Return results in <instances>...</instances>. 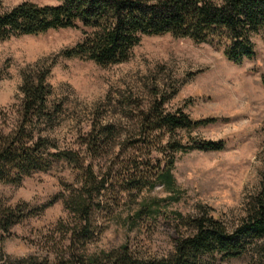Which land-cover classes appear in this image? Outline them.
I'll return each mask as SVG.
<instances>
[{
  "label": "rangeland",
  "instance_id": "obj_1",
  "mask_svg": "<svg viewBox=\"0 0 264 264\" xmlns=\"http://www.w3.org/2000/svg\"><path fill=\"white\" fill-rule=\"evenodd\" d=\"M25 1L58 3L1 0V5L9 10ZM82 37L80 28H67L0 40V131L8 133L17 124L23 74L50 68L49 101L62 105V112L43 134L62 149L83 153L82 137L93 125H111L110 146L93 161L98 175L118 154L129 152L139 112L159 99L166 100L169 110L182 108L193 119L216 118L189 136L180 133L184 143H190L189 137L223 140L225 148L178 153L171 186L159 183L125 194L111 208L105 203L92 215L93 236L84 243L77 240L74 247L79 217L67 209L65 199L78 184L65 161L32 173L20 185L0 183L3 209L23 204L32 209L9 232L0 229V264H58L63 258L97 255L122 245L137 256L166 257L178 237L192 233L179 224L178 216L198 215L201 208L236 227L259 192L264 172V36L253 37L255 57L238 64L229 61L220 46L169 34L143 36L129 60L107 67L60 55ZM217 264H264V240L243 256Z\"/></svg>",
  "mask_w": 264,
  "mask_h": 264
},
{
  "label": "trees",
  "instance_id": "obj_2",
  "mask_svg": "<svg viewBox=\"0 0 264 264\" xmlns=\"http://www.w3.org/2000/svg\"><path fill=\"white\" fill-rule=\"evenodd\" d=\"M57 1L54 5L25 1L4 10L0 0V40L80 28L83 37L60 55L107 67L129 60L143 36L169 34L220 46L226 58L237 64L255 57L253 37L264 36V0ZM50 72V68H39L23 74L17 124L8 133L0 131V183L20 185L32 173L48 171L56 161H65L78 184L65 199L67 209L79 217L73 229V247L77 240L80 243L93 236L92 215L105 203L111 208L118 206L125 194L153 189L159 183L171 186L178 153L225 148L223 140L189 137L190 143H184L180 133L189 136L216 118L193 119L182 108L169 110L166 100L159 99L139 112L137 133L128 142L129 152L118 154L98 175L93 161L106 153L113 129L111 125H93L82 137L83 153L80 149H62L45 136L43 132L53 127L62 112V105L49 101ZM152 206L148 211L153 213ZM27 208L29 205L23 204L3 209L0 198V229L9 232L25 211L32 212ZM178 220L192 233L178 237L169 256L145 258L122 245L97 255L63 258L58 264H217L239 258L264 240V172L259 192L251 197L236 227L231 229L204 208L192 217L179 215Z\"/></svg>",
  "mask_w": 264,
  "mask_h": 264
}]
</instances>
